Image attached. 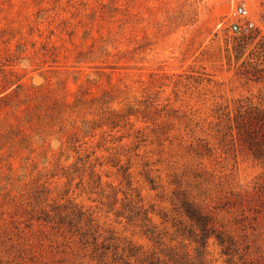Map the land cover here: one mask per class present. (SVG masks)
<instances>
[{"label":"rangeland","instance_id":"obj_1","mask_svg":"<svg viewBox=\"0 0 264 264\" xmlns=\"http://www.w3.org/2000/svg\"><path fill=\"white\" fill-rule=\"evenodd\" d=\"M254 125L264 0H0V264H264Z\"/></svg>","mask_w":264,"mask_h":264},{"label":"trees","instance_id":"obj_2","mask_svg":"<svg viewBox=\"0 0 264 264\" xmlns=\"http://www.w3.org/2000/svg\"><path fill=\"white\" fill-rule=\"evenodd\" d=\"M258 130L259 132L262 131L264 134V125H254L253 127H250V129L245 131V138L248 140L251 147L258 146L255 152L262 153L264 148H262L261 143H263L264 147V136L263 139H258L256 136ZM182 207L184 215L191 222L187 231L191 236L195 237L196 241L201 244V247H206L208 240L214 236L223 247L222 252L228 256L233 255L236 251L233 246L234 243L230 238L224 235L223 232L218 231L213 225H211V217L207 213H205L194 202L187 199H183ZM197 230H199L198 233L196 232ZM148 231L151 232V229H148ZM166 255L168 256L167 261L159 263V260L152 259L150 264H169V262H172V264H196L194 262H190L188 259L178 257L177 253H168ZM231 259L232 258L230 257L229 261H231Z\"/></svg>","mask_w":264,"mask_h":264},{"label":"built area","instance_id":"obj_3","mask_svg":"<svg viewBox=\"0 0 264 264\" xmlns=\"http://www.w3.org/2000/svg\"><path fill=\"white\" fill-rule=\"evenodd\" d=\"M232 16L235 19L232 28L236 32H240L243 28L247 29L254 25V20L246 7H236L232 12Z\"/></svg>","mask_w":264,"mask_h":264}]
</instances>
